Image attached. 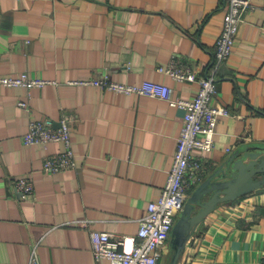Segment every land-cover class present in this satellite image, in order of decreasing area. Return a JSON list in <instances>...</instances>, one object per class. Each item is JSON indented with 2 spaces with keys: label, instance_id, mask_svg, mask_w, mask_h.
<instances>
[{
  "label": "crops",
  "instance_id": "1",
  "mask_svg": "<svg viewBox=\"0 0 264 264\" xmlns=\"http://www.w3.org/2000/svg\"><path fill=\"white\" fill-rule=\"evenodd\" d=\"M227 4L0 0V74L49 80L0 87V264H29L33 250L39 264H108L95 258L91 231L136 235L165 184L184 110L92 80H154L168 85L172 98H191L200 76L215 77L213 101L229 113L217 117L213 148L194 151L204 171L188 195L239 146L264 143V0H249L232 52L217 63ZM171 65L190 67L194 78L175 79L166 72ZM44 118L54 127L67 120L73 166L43 169L61 142L23 143L30 122ZM21 176L33 183L25 198L15 189ZM170 237L158 264H167ZM263 252L264 187L218 203L177 264H264Z\"/></svg>",
  "mask_w": 264,
  "mask_h": 264
},
{
  "label": "built area",
  "instance_id": "2",
  "mask_svg": "<svg viewBox=\"0 0 264 264\" xmlns=\"http://www.w3.org/2000/svg\"><path fill=\"white\" fill-rule=\"evenodd\" d=\"M248 7L249 0H228L220 32L214 44V57L217 63L225 60L232 52L239 22ZM162 69L159 67V70ZM166 72L177 80L192 79L195 76L190 67L181 65H171ZM48 81L41 77H29L25 73L0 74V87L32 88ZM92 83L106 84L108 88L126 94L163 99L170 105L184 110L166 182L158 196L147 203L145 215L140 220L136 235L112 236L105 230H93L90 233L92 252L97 260L106 258L108 264H158L176 216L188 197L189 187L200 180L204 171L203 160L196 156L194 151L208 152L213 148L217 117L227 115L229 112L213 101L216 94V79L213 75L198 78L197 91L191 98H172L170 87L154 80L131 84L95 79ZM18 103L23 107L27 105L21 100ZM69 134L70 127L66 119H61L59 126L54 127L53 120L44 118L30 122L28 130L22 135V141L26 145L61 142L63 149L57 154L47 156L42 165L44 170L58 172L74 165ZM15 189L25 198L32 194L33 183L29 177L21 176L15 182ZM262 261L264 263V252ZM29 264H39L35 250L32 251Z\"/></svg>",
  "mask_w": 264,
  "mask_h": 264
},
{
  "label": "water",
  "instance_id": "3",
  "mask_svg": "<svg viewBox=\"0 0 264 264\" xmlns=\"http://www.w3.org/2000/svg\"><path fill=\"white\" fill-rule=\"evenodd\" d=\"M250 147V148H249ZM264 187V143L239 146L188 195L170 232L167 264H177L187 238L218 203Z\"/></svg>",
  "mask_w": 264,
  "mask_h": 264
}]
</instances>
